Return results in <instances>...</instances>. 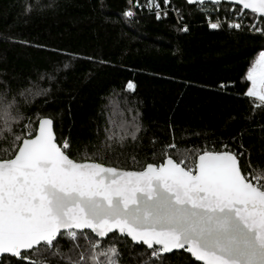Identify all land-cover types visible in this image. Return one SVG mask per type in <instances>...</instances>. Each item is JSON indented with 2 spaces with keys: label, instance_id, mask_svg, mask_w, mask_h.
Listing matches in <instances>:
<instances>
[{
  "label": "snow or ice",
  "instance_id": "6c2138e0",
  "mask_svg": "<svg viewBox=\"0 0 264 264\" xmlns=\"http://www.w3.org/2000/svg\"><path fill=\"white\" fill-rule=\"evenodd\" d=\"M185 3L209 18L212 29L227 25L264 36V0ZM127 5L122 15L128 23L138 10L158 21L174 13L177 30L189 31L183 8L173 0H127ZM243 80L254 118L256 110H264V48ZM0 83V264H122L120 244L127 238L133 249H143L132 255L137 264H165L176 250L190 254L189 264H264V163L253 165L251 153L245 162L244 152L226 142L222 150L181 148L173 129L172 142L159 151L153 138L152 162L138 170L106 166L101 161L145 131L127 98L114 96L102 111L105 123L97 137L103 139L96 151L89 153L85 145L83 155L78 149L74 157L71 139L57 136L51 116L22 110L21 101L31 106L50 89L30 82L13 94L9 84ZM135 89L129 80L125 90ZM132 161L138 163L135 155ZM61 240L70 246L65 249Z\"/></svg>",
  "mask_w": 264,
  "mask_h": 264
},
{
  "label": "trees",
  "instance_id": "16d2710c",
  "mask_svg": "<svg viewBox=\"0 0 264 264\" xmlns=\"http://www.w3.org/2000/svg\"><path fill=\"white\" fill-rule=\"evenodd\" d=\"M28 5L31 12H26ZM173 5L184 10L187 33L177 30L174 13L158 21L138 10L136 20L126 22L127 0H103V7L101 0H0V82L9 84L13 94L30 82L50 89L31 106L21 101L22 110L28 116H51L57 136L71 139L74 157L78 149L83 155L85 145L89 153L96 151L103 139L97 137V127L105 123L102 111L119 96L138 109L145 131L140 140L101 161L105 165L138 170L152 162L153 138L159 151L172 142L173 129L181 148L222 150L226 142L232 151L244 152L245 162L251 153L253 165L264 163V110H256L253 118L243 80L264 48V36L227 25L212 29L209 18L185 0H173ZM48 75L55 79H40ZM129 80L136 84L132 93L125 90ZM61 244L70 246L66 240ZM120 249L122 264H137L132 255L143 250L133 249L128 239ZM167 256L165 264L192 260L184 252Z\"/></svg>",
  "mask_w": 264,
  "mask_h": 264
},
{
  "label": "water",
  "instance_id": "95a60500",
  "mask_svg": "<svg viewBox=\"0 0 264 264\" xmlns=\"http://www.w3.org/2000/svg\"><path fill=\"white\" fill-rule=\"evenodd\" d=\"M106 166H108V165H106ZM88 231H90V230H88ZM111 234H109V236H110ZM118 236H119V234H117ZM128 240H130V238H127ZM178 252H183L182 250H176L174 253H178ZM184 253H186V252H184ZM186 254H188V253H186ZM167 255H170V254H167ZM189 256H190V254H188ZM190 259H192L191 257H190ZM198 263V262H197Z\"/></svg>",
  "mask_w": 264,
  "mask_h": 264
}]
</instances>
